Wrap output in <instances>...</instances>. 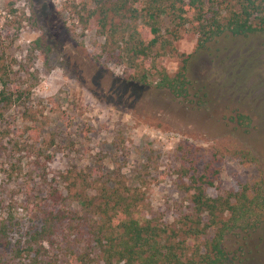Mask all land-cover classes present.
Here are the masks:
<instances>
[{
  "label": "rangeland",
  "instance_id": "rangeland-1",
  "mask_svg": "<svg viewBox=\"0 0 264 264\" xmlns=\"http://www.w3.org/2000/svg\"><path fill=\"white\" fill-rule=\"evenodd\" d=\"M12 1L0 0V65L7 66L0 89L12 92L0 115L3 263L32 264L26 240L39 229L42 210H71L90 221L95 216L81 203H98L100 189L118 180L129 188L133 216L158 226L187 254L199 244L186 232L196 218L191 176L211 181L203 184L211 196L257 182L264 191V35L197 50L195 33L183 31L162 65L173 74L188 58L193 97L205 102L199 106L156 87L153 68L148 83L129 79L116 37L85 21L91 9L115 0ZM35 39L40 46L30 52ZM234 110L250 113L254 126L227 124L224 115ZM52 190L62 202H53ZM63 223L56 242L42 245L72 264L88 226ZM225 243L234 264H264V216L254 232Z\"/></svg>",
  "mask_w": 264,
  "mask_h": 264
},
{
  "label": "trees",
  "instance_id": "trees-1",
  "mask_svg": "<svg viewBox=\"0 0 264 264\" xmlns=\"http://www.w3.org/2000/svg\"><path fill=\"white\" fill-rule=\"evenodd\" d=\"M7 3L13 7L12 0ZM86 16L89 25L94 24L101 33L109 31L116 37L119 56L129 68V79L148 83L153 68L156 87L199 106L205 102L199 97L194 99L197 94L193 92L195 81L187 68L188 58L182 60L173 74L162 65L161 57L173 48L183 31L191 29L195 33L197 50L220 39L264 35V0H115L100 11L91 9ZM112 18L119 20L114 23ZM39 46L40 39H35L30 52ZM6 70L7 66L1 64V76L7 74ZM11 96V91L0 89V115L2 108L11 103ZM224 118L227 124L232 122L244 131L254 126V117L248 112L234 110ZM202 178L203 175L190 177L196 218L186 232L199 243L192 254H187L179 241L163 238L158 226L133 216L134 201L128 195L129 188L118 180L115 185L100 189L98 203L91 199L81 203L84 210H91L95 216L91 223L71 210L62 213L55 208L42 210L39 229L31 231L26 240V249L33 254L31 262L62 264L47 254L42 242L53 245L58 226L65 221L68 228L71 224L74 228L88 226L85 244L73 255L72 264H234L235 256L230 255L226 238L233 234L248 235L259 227L264 216V191L257 182L225 195L211 196L203 187L211 181ZM49 195L54 203L63 200L56 190ZM62 207L61 204L59 208ZM4 231L5 225L0 229V237H5ZM209 232L212 235L207 237ZM0 264H5L2 259Z\"/></svg>",
  "mask_w": 264,
  "mask_h": 264
}]
</instances>
